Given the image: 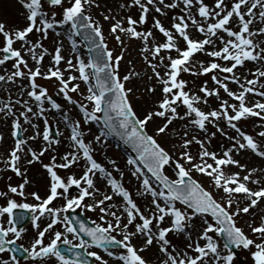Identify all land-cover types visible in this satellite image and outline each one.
I'll return each mask as SVG.
<instances>
[{"label": "snow or ice", "instance_id": "1", "mask_svg": "<svg viewBox=\"0 0 264 264\" xmlns=\"http://www.w3.org/2000/svg\"><path fill=\"white\" fill-rule=\"evenodd\" d=\"M19 3L23 25L0 21V87L18 89L15 99L8 88L3 89L7 99L0 98V113L12 118L13 138L0 171L11 170L22 181L0 191L5 201L0 205V254H8L0 255V264H21L20 256L31 264H93L89 258L110 264L101 251L116 264H150L142 253L153 247L159 264H235V249L247 251L252 264H264V213L258 222H245L250 234L238 222L245 215L255 217L253 210L264 203V167L236 158L250 152L264 160V0H119L123 16L102 8L100 0ZM160 17H169V26ZM105 21H111L108 35L118 52L109 47ZM50 36L51 51L44 44ZM127 40L141 42V57L151 70L145 75L154 81L143 89L148 94L143 104L136 95L140 90L127 86L141 78L132 61L125 74L120 72ZM182 74L209 76L214 86L207 79L195 86L192 80L195 87L190 88ZM38 79L54 80L56 94L70 108ZM210 98L217 101L215 107ZM53 111L58 114L55 128L49 119ZM249 118L259 121H254L255 135L240 123ZM29 128L32 134L24 136ZM218 133L231 142L219 151L212 150ZM61 137L69 144L62 153ZM113 137L134 153L125 166L137 183L135 192L125 186V172L115 159L107 158L109 168L95 156ZM4 139L0 133V142ZM172 139L177 142L166 146ZM46 153H53L48 163L42 160ZM36 163L49 178L43 195L25 192L30 184L25 165ZM74 166L81 168L79 175L59 174ZM231 168L238 170L226 171ZM193 173L206 177L209 187ZM28 196L35 202H27ZM77 209L96 213L92 226L72 215ZM29 213L36 234L27 247H14L27 232L19 225ZM173 236L182 238L183 246Z\"/></svg>", "mask_w": 264, "mask_h": 264}, {"label": "rangeland", "instance_id": "2", "mask_svg": "<svg viewBox=\"0 0 264 264\" xmlns=\"http://www.w3.org/2000/svg\"><path fill=\"white\" fill-rule=\"evenodd\" d=\"M100 3H101L102 8L107 6L109 8H112L114 13H118L120 16L125 15V13L120 11L119 8H118L119 0H100ZM19 5H20L19 0H3V1L0 0V21H3L6 25H8L10 27L11 26H21V25H23L25 21L21 25L18 24L19 19L16 17V15L14 13V8H16V6L19 7ZM93 12H94V14H96V13H98V10L93 9ZM178 12H179V10L177 9L175 14H177ZM130 14H132L135 17L138 14L137 13V9H135V8L131 9L130 10ZM175 14L170 12L169 13V17L172 16V15H175ZM169 17H160L166 26H169V23H170ZM150 19H151V17H150ZM103 23H104V31H105V35H106V39L108 41L109 47L116 49V51L118 52L119 51V46L112 39V37L110 35H108V28H109V25H110L111 21H105ZM150 26L151 25L149 23L148 25L141 26V27L143 28V27H150ZM126 42L128 44V51L125 53V59L121 62L120 72H121V75H123L129 70L131 65H129L128 61L131 60L132 61V65H134L135 69L140 72L141 78L133 80L127 86L128 87H133L134 91L136 89L140 90V91L136 92V95L141 96V100L139 102L143 104L145 102V100L147 99V95H148L147 93L143 92V89H144L145 85L148 84V83H154V81H148L147 80V75H145L146 73L148 75H150L151 74V70L147 67V65L144 63V61H143V59L141 57V53H140L141 42L139 40H127ZM44 44L51 51L52 48L54 47L52 37L50 36L48 40L44 41ZM65 44H66V46H68V48H70V43L67 40H65ZM80 52H81V54H83L82 51H80ZM63 54L65 56L70 55V53H66L65 51H64ZM173 55H175V53H173ZM196 58L197 59H205L200 54H197ZM29 63L31 64L32 61H29ZM249 67H251V65H249ZM238 71L243 72L244 70L241 68ZM182 75L184 76L185 79L190 81V83H189V87L190 88L198 86L203 80H206V79L208 80L209 87H213L212 84H211V80H210L209 76L192 77V76H189L188 74H182ZM192 80H195V86L191 83ZM46 81H48L47 83L49 85H51L52 82H54V80H42L41 84L45 85ZM24 83L26 84L27 81H24ZM234 86L235 85H230V87H234ZM82 88H84L83 84L81 85V89ZM57 91L58 90H53L52 89L50 91V93H55ZM132 99H133V102L136 103L135 96H133ZM216 103H217V101L215 100V98H210V104H211L212 107H215ZM202 107H204V106L202 105ZM53 114H55V113H53ZM254 121L256 123H259L257 118H249L247 121H241L240 123L244 126V129L247 132H249L250 134L255 135L256 132L259 131V129L254 126ZM10 122H11V119L9 120V124H10ZM38 123H41V121L38 120ZM177 126H179V124ZM221 126L225 127V130L227 132L229 131L230 133H232L234 135L233 131L231 129L227 128L223 123H222ZM91 127L94 129V130H92L93 133H95L96 132V126H91ZM210 130L214 131V129H210ZM65 133H66V136H67V132H65ZM115 141L116 140L114 138H110L109 139V146L107 148L98 149V151L95 154L97 155V159L100 162L104 163L109 168H111V166L107 165V158L115 159L117 161V163L119 164V166L121 167V169L123 170L124 167H125V161H126V158H127V154L124 152L122 147H116L119 144L116 145ZM176 142L177 141L175 139H172V140L167 142V146L170 147L171 144H175ZM230 143H231L230 141H228L225 137L221 136L218 133L217 136L213 139L212 150L219 151L221 145H224L225 147H227ZM12 144L13 143H11L9 145L7 150L12 146ZM65 147H66V143L65 142L61 143V145L58 148V151L60 153H62L63 150L65 149ZM196 147L197 146H193V153L194 154H195V151H196ZM6 154H7V152H6ZM52 154L53 153H46L45 156L42 157V160L45 163H48L49 162V158H50V156ZM246 154L247 153H242L241 155H239L241 157V159L240 158H238V159H240L242 163H247V164H249L250 167H253L250 158L245 156ZM26 167L28 168V173H27L28 176H29L30 173H32L33 170H37V169H39V171L42 170L43 173H46V170L43 169L39 163H36L33 166H28L27 165ZM3 168H4V165H0V169H3ZM237 170L238 169H235V168L226 169V171H237ZM70 172H74L77 175H79L81 173V168L80 167L76 168L74 166L71 169H67V170L61 169V170H59V174L62 175V176H66ZM46 175H47V173H46ZM114 175L118 176V174H115V173H114ZM193 175L196 176V178L198 180H200L205 185V187H209V181H208V179L206 177H202V176H200L197 173H193ZM8 177L12 178L11 181H9L7 179ZM130 177L131 176L130 175L128 176V173L125 172V176H124L125 186L128 187L129 190L135 192L134 191V184H131V182L129 181ZM48 181H49V178L46 179V182H48ZM9 182L17 184V183H20L22 181H21V178L15 176V174L11 170L0 171V191H6L7 189L5 187H6V185ZM43 182L44 181L36 182L35 184L28 185L26 190H25V192L28 193V192H31V191H40V190H42L43 187L41 185H42ZM100 188H105L104 182L101 183ZM77 191L78 190L75 187H73L71 189L72 194H76ZM44 192L45 193L47 192V188L44 189ZM15 198L18 201H20L22 199V198H20L18 196L15 197ZM136 198H137V202L139 204H141V205L144 204V201H143L142 198H139V197H136ZM29 201H30V203H34L35 202L32 199L31 196L27 197V202H29ZM4 202H5L4 198H0V205L4 204ZM78 210H80V209H78ZM253 211L256 212V216L255 217H252L250 215H245V216H242V217L239 218L238 222H239L240 226L245 228V231H249V229L247 228V225L245 223L246 221H249V220H252V219H256L257 222H258L260 215L262 213H264V203H262L259 206V208L254 209ZM82 212L85 215H87L90 219H96V213L85 212V211H82ZM197 223H198V221H197ZM25 228H26L27 232L23 236L22 240L19 243H23L27 247L29 245L28 241H30L31 238L35 236L36 230L32 226L31 223H28L25 226ZM249 234H250V231H249ZM172 239L174 240V242H176V243L180 244L181 246H183L182 238L177 239L176 237L173 236ZM92 250L100 251L99 249H92ZM236 252H237V258H236L235 264H252L251 257H250V255H249V253L247 251H245L243 249H236ZM0 255H3L5 258H7L8 254H0ZM142 255L147 260L150 261V264H159V261L157 259V256L159 254H158L157 249L155 247H153V248L147 250L146 252L142 253ZM21 264H31V261L30 260H26V259H21ZM49 264H51V261H49Z\"/></svg>", "mask_w": 264, "mask_h": 264}, {"label": "bare ground", "instance_id": "3", "mask_svg": "<svg viewBox=\"0 0 264 264\" xmlns=\"http://www.w3.org/2000/svg\"><path fill=\"white\" fill-rule=\"evenodd\" d=\"M3 1V0H2ZM172 13H174L175 14V12H176V10H172L171 11ZM14 13H15V15H16V17L19 19V21H18V24H22L23 22H24V9H23V7H21L20 5H19V7H17L16 6V8H14ZM144 26H146V25H144ZM66 53H70V48H68V46H66V44H65V50H64ZM49 60H50V58H48V57H45V60H44V64L45 65H47L48 63H49ZM9 70H11L10 69V66H9ZM244 70V69H243ZM245 71V70H244ZM2 72H3V69L2 68H0V74H2ZM211 84H212V86H214L213 85V83H212V81H211ZM2 90L4 89V88H8L9 89V91H10V93H11V95H12V98L13 99H15L16 97H17V93H18V89L16 88V86H14V85H3L2 87H0ZM232 88H235V86L234 87H232ZM4 91V90H3ZM221 95H224L223 94V92L221 93ZM225 98H227V97H225ZM3 99H7V94L5 93V95H4V98ZM17 107H19V106H17ZM11 117H8V118H5L4 117V114L3 113H0V132H2L3 133V135H4V137H5V139H4V141L3 142H0V165H4L3 163H2V160L4 159V158H6V152H7V148L9 147V145L13 142V139H12V136L10 135V125H9V119H10ZM36 123H37V120L35 121ZM54 126H55V121H54ZM25 127H28L27 125H25ZM63 125H61V130L63 131ZM92 130H94L93 128H92ZM30 131H32V129H30L29 128V131H28V133H24V136H27V135H30ZM229 132V131H228ZM229 134L230 135H233L232 133H230L229 132ZM89 139L91 138L90 136L88 137ZM31 143V142H30ZM38 143V142H37ZM67 145H68V147H69V144H68V142H67ZM167 146V145H166ZM245 156H247L248 158H250V160H251V163H252V165H253V167H264V160H261V159H259V158H257V157H255V156H253L250 152H248ZM238 158H240L241 159V157L239 156H237V159ZM34 165V164H33ZM30 166V165H29ZM124 172H128L129 173V175H130V172H129V170H128V168L125 166L124 167ZM44 176V177H43ZM131 176V175H130ZM42 177V179L43 178H48L47 177V175L45 174V173H43V171L41 170V171H39V169H37V170H33L32 171V173H30L29 174V176H28V178H29V180H30V183H35L39 178H41ZM41 179V180H42ZM130 181H132L133 182V184H135V188H134V191H135V189H136V187H137V183H136V181H135V179L133 178V177H131V179H130ZM49 182V181H48ZM102 183V180H97V186H99L100 184ZM13 185H15V184H13ZM46 186H48V183L46 182V183H44V187H46ZM44 191H42V193H43ZM117 201L119 200L117 197H114ZM143 201H144V203H145V200L143 199ZM34 237H32L31 238V240L33 239ZM71 238V237H70ZM87 238V237H86ZM31 240L30 241H28L29 243L31 242ZM102 255H106L105 253H101ZM105 258L106 259H109V261H110V264H116V262L115 261H113L111 258H109V257H107V255L105 256Z\"/></svg>", "mask_w": 264, "mask_h": 264}, {"label": "water", "instance_id": "4", "mask_svg": "<svg viewBox=\"0 0 264 264\" xmlns=\"http://www.w3.org/2000/svg\"><path fill=\"white\" fill-rule=\"evenodd\" d=\"M75 216H79V215L76 214ZM75 216H74V217H75ZM79 217H80V219H82L81 216H79ZM82 220H84V219H82ZM84 222L87 223V224H89V226H91L90 223L87 222L86 220H84Z\"/></svg>", "mask_w": 264, "mask_h": 264}]
</instances>
